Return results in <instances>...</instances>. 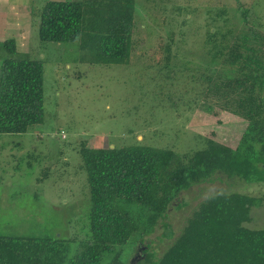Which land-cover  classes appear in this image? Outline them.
<instances>
[{"label":"rangeland","instance_id":"rangeland-1","mask_svg":"<svg viewBox=\"0 0 264 264\" xmlns=\"http://www.w3.org/2000/svg\"><path fill=\"white\" fill-rule=\"evenodd\" d=\"M35 2L0 0V66L6 56L1 46L9 39L20 53L45 62L44 124L27 134H0V237L56 239L68 246V263L91 238L81 142L117 148L139 143L179 156L210 141L237 148L247 122L229 113L215 117L200 100L189 104L204 87L195 86L184 68L203 72L219 64L245 11L264 34V0H136L131 61L110 68L91 65L77 44L42 42L32 24ZM168 64L178 67L173 79ZM234 192L261 201L245 226L264 229V183L218 174L183 192L145 244L160 256L205 199ZM135 245L124 248L125 261Z\"/></svg>","mask_w":264,"mask_h":264},{"label":"trees","instance_id":"trees-1","mask_svg":"<svg viewBox=\"0 0 264 264\" xmlns=\"http://www.w3.org/2000/svg\"><path fill=\"white\" fill-rule=\"evenodd\" d=\"M31 18L42 42L77 44L90 54L91 65L110 68L131 61L136 0H36ZM1 48L6 56L0 66V134H27L45 122V62L20 53L15 39ZM224 50L222 61L203 72L184 69L195 86L204 87L189 104L197 106L200 100L215 117L229 113L247 122L237 148L210 141L202 150L179 156L139 143L117 148L81 142L90 240L67 263L68 246L56 239L0 237V264H128L124 248L145 244L183 192L213 182L218 174L264 183V34L249 23L246 11ZM165 68L173 79L178 67ZM260 204L236 192L209 196L160 256L145 244L143 264H264V229L245 226L252 221L251 209ZM135 235L140 238L134 240Z\"/></svg>","mask_w":264,"mask_h":264},{"label":"flooded vegetation","instance_id":"flooded-vegetation-1","mask_svg":"<svg viewBox=\"0 0 264 264\" xmlns=\"http://www.w3.org/2000/svg\"><path fill=\"white\" fill-rule=\"evenodd\" d=\"M145 244L138 242L135 245V254L131 258L128 259V264H143L146 260V254L144 253L146 250Z\"/></svg>","mask_w":264,"mask_h":264},{"label":"crops","instance_id":"crops-1","mask_svg":"<svg viewBox=\"0 0 264 264\" xmlns=\"http://www.w3.org/2000/svg\"><path fill=\"white\" fill-rule=\"evenodd\" d=\"M17 42V41H16Z\"/></svg>","mask_w":264,"mask_h":264}]
</instances>
